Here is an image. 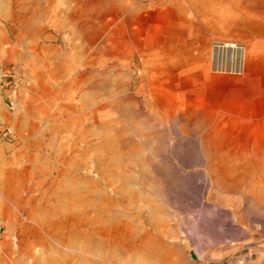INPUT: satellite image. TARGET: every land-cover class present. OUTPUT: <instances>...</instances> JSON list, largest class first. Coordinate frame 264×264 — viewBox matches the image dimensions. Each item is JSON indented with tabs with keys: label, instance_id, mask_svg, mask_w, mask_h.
Masks as SVG:
<instances>
[{
	"label": "rangeland",
	"instance_id": "1",
	"mask_svg": "<svg viewBox=\"0 0 264 264\" xmlns=\"http://www.w3.org/2000/svg\"><path fill=\"white\" fill-rule=\"evenodd\" d=\"M263 208L264 0H0V264H264Z\"/></svg>",
	"mask_w": 264,
	"mask_h": 264
},
{
	"label": "built area",
	"instance_id": "2",
	"mask_svg": "<svg viewBox=\"0 0 264 264\" xmlns=\"http://www.w3.org/2000/svg\"><path fill=\"white\" fill-rule=\"evenodd\" d=\"M229 43H232V42H221V41H214L213 42V44H212V58H213L214 63H215L214 68L220 72L225 71L227 69H229L230 71H233L235 73L242 72L243 66L241 68L236 67V63H237V61H240V58H237V56L233 57L231 54L224 51L223 46H225ZM232 44H238V43H232ZM238 45L243 47L240 44H238ZM243 49H244L243 55L245 57V54H244L246 52L245 47H243ZM223 55L226 56V60H227V62L225 64L223 62L220 63V61H219L220 58L223 57Z\"/></svg>",
	"mask_w": 264,
	"mask_h": 264
},
{
	"label": "bare ground",
	"instance_id": "3",
	"mask_svg": "<svg viewBox=\"0 0 264 264\" xmlns=\"http://www.w3.org/2000/svg\"><path fill=\"white\" fill-rule=\"evenodd\" d=\"M223 48H224V51H226L227 53L231 54L233 57L237 56V58H240V61H237V63H236V67L241 68L242 64H243L242 60L244 58V55H243L244 49H243V47L239 46L238 44L229 43V44L223 46ZM124 145H125V143H124ZM133 148H134V145H131V146L130 145H125L124 148H123L124 149L123 155H127V153H129L131 151V149H133ZM259 211L261 212L260 221L264 224V208L262 210H258V212ZM223 227H228L227 223L224 224L222 226V228Z\"/></svg>",
	"mask_w": 264,
	"mask_h": 264
},
{
	"label": "crops",
	"instance_id": "4",
	"mask_svg": "<svg viewBox=\"0 0 264 264\" xmlns=\"http://www.w3.org/2000/svg\"><path fill=\"white\" fill-rule=\"evenodd\" d=\"M230 1H234V2H242V1H244L245 2V0H230Z\"/></svg>",
	"mask_w": 264,
	"mask_h": 264
}]
</instances>
